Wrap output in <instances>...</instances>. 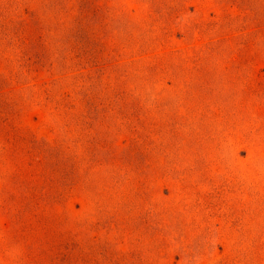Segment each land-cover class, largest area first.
Segmentation results:
<instances>
[{"label": "rangeland", "instance_id": "374dc122", "mask_svg": "<svg viewBox=\"0 0 264 264\" xmlns=\"http://www.w3.org/2000/svg\"><path fill=\"white\" fill-rule=\"evenodd\" d=\"M0 264H264V0H0Z\"/></svg>", "mask_w": 264, "mask_h": 264}]
</instances>
